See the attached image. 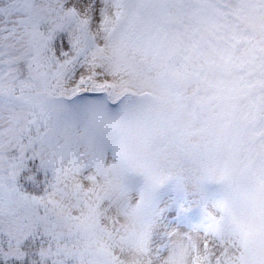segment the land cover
<instances>
[{
  "label": "snow or ice",
  "instance_id": "6c2138e0",
  "mask_svg": "<svg viewBox=\"0 0 264 264\" xmlns=\"http://www.w3.org/2000/svg\"><path fill=\"white\" fill-rule=\"evenodd\" d=\"M0 264H264V0H0Z\"/></svg>",
  "mask_w": 264,
  "mask_h": 264
}]
</instances>
